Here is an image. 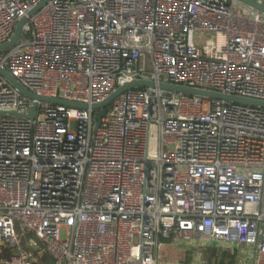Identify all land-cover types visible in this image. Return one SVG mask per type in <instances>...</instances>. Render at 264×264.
Masks as SVG:
<instances>
[{
	"label": "built area",
	"instance_id": "1",
	"mask_svg": "<svg viewBox=\"0 0 264 264\" xmlns=\"http://www.w3.org/2000/svg\"><path fill=\"white\" fill-rule=\"evenodd\" d=\"M44 1L0 0V46ZM0 68L88 106L138 80L264 101V14L238 0H49ZM34 104L0 74V247L14 251L1 264H159L169 240L264 264V107L156 86L123 93L97 129L90 109L10 115Z\"/></svg>",
	"mask_w": 264,
	"mask_h": 264
},
{
	"label": "water",
	"instance_id": "2",
	"mask_svg": "<svg viewBox=\"0 0 264 264\" xmlns=\"http://www.w3.org/2000/svg\"><path fill=\"white\" fill-rule=\"evenodd\" d=\"M49 0H45L42 2L39 6L34 8L28 15V17L32 16L35 14L39 9H41L45 3H47ZM244 5H247L254 10L264 14V5L259 4L255 0H238ZM28 17H24L16 26L14 36L12 39L0 46V52H5L14 46H16L22 39L23 37V31L24 27L28 21ZM0 74L7 80V82L14 87L18 92L24 96L27 97L31 100L35 101V104L31 108V113L29 115H19L15 112H11L10 115L13 116H19L23 117L29 120H32L36 116L37 112V103L42 102V103H48L52 105H60V106H65L69 108H75V109H81V110H92L95 112L94 119L97 122L96 124V129L99 127V123L102 119V116L104 115L106 109L123 93L126 91L132 90V89H138V88H154L158 86L162 90L166 91H171L175 93H181L189 96H197L201 98H207V99H217V100H224V101H230V102H235V103H240V104H246V105H252V106H259V107H264V101H258V100H252V99H246V98H239L235 96H229V95H223L219 93H214V92H209V91H204V90H198V89H193L189 87H184V86H177V85H172L168 83H159L156 84L154 81L150 80H138L134 81L128 84H125L124 86L119 87L116 91H114L104 102L95 104L92 106H88L86 104H81V103H76V102H71V101H66L63 99L59 98H49V97H44V96H39L36 94L31 93L28 91L25 87H23L14 77L11 76V74L4 68H0ZM5 115L4 112H0V116Z\"/></svg>",
	"mask_w": 264,
	"mask_h": 264
},
{
	"label": "rangeland",
	"instance_id": "3",
	"mask_svg": "<svg viewBox=\"0 0 264 264\" xmlns=\"http://www.w3.org/2000/svg\"><path fill=\"white\" fill-rule=\"evenodd\" d=\"M10 118V116H4ZM22 232L18 230V234ZM22 244L25 250H29L28 242L36 240L33 234L21 236ZM200 247H187L182 241H164L158 251L159 264H209V260L205 258L203 250ZM0 264L4 256L10 255L13 250L9 251L4 247H0Z\"/></svg>",
	"mask_w": 264,
	"mask_h": 264
},
{
	"label": "trees",
	"instance_id": "4",
	"mask_svg": "<svg viewBox=\"0 0 264 264\" xmlns=\"http://www.w3.org/2000/svg\"><path fill=\"white\" fill-rule=\"evenodd\" d=\"M240 251V248L222 251L212 245L205 247L203 253L205 258L209 260V264H239Z\"/></svg>",
	"mask_w": 264,
	"mask_h": 264
}]
</instances>
